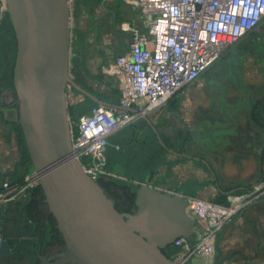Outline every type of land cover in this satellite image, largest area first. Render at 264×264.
<instances>
[{
    "label": "rangeland",
    "instance_id": "374dc122",
    "mask_svg": "<svg viewBox=\"0 0 264 264\" xmlns=\"http://www.w3.org/2000/svg\"><path fill=\"white\" fill-rule=\"evenodd\" d=\"M139 15L135 0H69L73 78L72 70L78 63L96 94L115 90L117 58L126 52L136 34L146 32L140 19L136 20ZM11 89L0 87V179L20 181L34 171V166L23 165L13 130L19 121L18 106L5 95ZM67 96L70 115L88 98L72 86L68 87ZM261 99H264V19L220 55L191 88L163 107L143 113L113 135L125 149L142 151L145 147L149 153L144 159L150 161L145 173L139 170L129 173L127 178L121 169L112 173L113 179L138 190L154 189L182 196L187 204L202 201L220 206L229 214L232 208L240 206L229 218L221 213L220 218L203 219L208 224L206 229L197 222L195 233L192 231L189 238H180L170 246L171 258L181 253L182 259L192 255L185 264H264V180L259 176L257 152L264 146V131L256 129L251 118L252 108ZM184 137H189L187 154L192 151V155L201 157V149L207 148L209 163L217 166L220 179L245 190L221 198L204 166L168 150L183 149L176 141ZM219 199L223 204L215 202ZM2 223L0 218V228ZM210 231L215 236L208 246H199L194 251L202 241V234ZM181 239H186V243H179Z\"/></svg>",
    "mask_w": 264,
    "mask_h": 264
},
{
    "label": "water",
    "instance_id": "95a60500",
    "mask_svg": "<svg viewBox=\"0 0 264 264\" xmlns=\"http://www.w3.org/2000/svg\"><path fill=\"white\" fill-rule=\"evenodd\" d=\"M17 37L14 88L19 123L51 216L67 252L43 264H179L165 250L189 238L196 221L182 196L139 190L138 215L121 214L73 156L69 86L98 105H113L71 75L69 0H5ZM16 253L4 241L0 255Z\"/></svg>",
    "mask_w": 264,
    "mask_h": 264
},
{
    "label": "built area",
    "instance_id": "2783aa9c",
    "mask_svg": "<svg viewBox=\"0 0 264 264\" xmlns=\"http://www.w3.org/2000/svg\"><path fill=\"white\" fill-rule=\"evenodd\" d=\"M135 5L142 11L148 32L136 34L128 50L117 58L116 89L122 96L121 105L138 107L137 112L99 105L78 119L71 116L73 156L94 179L114 177L107 160L112 135L193 86L220 55L264 19V0H135ZM6 10V1L0 0V23ZM37 185L39 176L34 171L20 181H0V205L27 201ZM235 208L229 214L220 206L193 201L187 204V213L206 229L203 219L220 218L221 213L229 218ZM202 235L194 251L208 246L215 236L211 231ZM4 241L0 232V248ZM191 256L182 259L180 253L174 259L185 264Z\"/></svg>",
    "mask_w": 264,
    "mask_h": 264
},
{
    "label": "trees",
    "instance_id": "16d2710c",
    "mask_svg": "<svg viewBox=\"0 0 264 264\" xmlns=\"http://www.w3.org/2000/svg\"><path fill=\"white\" fill-rule=\"evenodd\" d=\"M16 57L17 37L11 17L6 13L3 21L0 23V87L14 89L13 77ZM82 69V65L77 63L72 72L75 81L86 87L87 81ZM100 98L110 104L118 105L122 96L118 90H112L106 92ZM86 102L78 105L76 109H73L71 116L78 119L80 116L90 113L98 106V104L88 98ZM263 116L264 99H261L253 107V118L255 124L262 131H264ZM13 130L16 133L23 158V165H31L32 161L19 121L14 124ZM129 151V159H137L139 156H142L144 159L149 153L145 147H143L142 151L133 147L125 149V146L118 140L112 141L111 139L107 150L108 164L112 166L116 162L122 163L125 160V155ZM95 180L105 191L108 198L116 203V209L123 214V210L119 207V201L108 193V188L115 187L116 184L119 185V182L111 176H101ZM136 189L134 188V190ZM45 200L46 198L42 187L37 185L30 190L28 202H16L6 207L0 205V218L3 221L0 232L3 234L4 240L10 243L11 249L16 250V254L0 255V264H41L42 261L39 255L49 261H53L61 254L67 252L66 242L57 227L56 221L52 216V219L48 218L50 214L48 205L42 203ZM215 202L223 204V200L221 199L215 200ZM167 255L171 257L170 252Z\"/></svg>",
    "mask_w": 264,
    "mask_h": 264
},
{
    "label": "flooded vegetation",
    "instance_id": "af4514ba",
    "mask_svg": "<svg viewBox=\"0 0 264 264\" xmlns=\"http://www.w3.org/2000/svg\"><path fill=\"white\" fill-rule=\"evenodd\" d=\"M79 85L83 89H85L86 91L92 93L93 95L97 96L100 100L103 101V99L100 98L103 95L96 94V91L91 87V85L89 83H87L86 87L82 86L81 84H79ZM92 101L94 103H96L94 100H92ZM187 140H189V137H188V139H186L184 137V138H182V140H179V138H178V141H176L174 139L173 142L175 143V141H176L179 145L183 146V149H180V151H177L175 149H171V150L168 149V150L171 153H173V155H175V156H179V157L183 156V157H186L188 159H193V161H198L201 166H204V169H206L211 174L212 178L214 179V181L216 183V188L218 189V192H219L221 198L230 197V195H233L235 193H240L241 190H245V189H242V188L234 187L236 185L233 184V183L232 184H230V183L229 184H225L220 179L219 173H217L218 172L217 166H215L212 162L209 163V159L207 157V155H208V153H207L208 149L207 148H202L201 149L202 153L199 155L201 157H196V156L192 155V153H191L192 151L189 154H187L186 153V151H187L186 147H188V141ZM181 150H183V151H181ZM260 165H261V170L259 171V176L262 178V180H264V151L260 155ZM116 181L119 182L118 183L119 185L116 184L115 187L114 186L109 187L108 188V193L119 201L118 202L119 203V207L123 210V212H124L123 214L129 215V216L138 215L139 209H138V205H137V195H138L139 190L136 189V188H135L136 190H134V187L131 184H129V183H125V182H122V181H119V180H116ZM134 198H135V200H134ZM42 203L45 204L46 202H42ZM114 204L116 205L115 202H114ZM133 212H136V213H133ZM48 218L52 219L51 218V214L48 215ZM52 221L54 222V220H52ZM170 250H171V247L167 248L165 250V253L168 254L170 252ZM11 254H16V253H11ZM41 264H43V262Z\"/></svg>",
    "mask_w": 264,
    "mask_h": 264
},
{
    "label": "crops",
    "instance_id": "0c3cea01",
    "mask_svg": "<svg viewBox=\"0 0 264 264\" xmlns=\"http://www.w3.org/2000/svg\"><path fill=\"white\" fill-rule=\"evenodd\" d=\"M139 11H140V17H138L136 20L137 21H139V19H140V21L142 22V24L144 25V27H145V29H146V32L145 33H147L148 32V29H147V27H146V25H145V22H144V17H143V14H142V11L139 9ZM135 26H136V24H135ZM130 46V45H129ZM129 46H128V48H129ZM128 48H127V50H128ZM232 48V47H231ZM126 50V51H127ZM231 52H234V49H232V51ZM116 86L117 85H113V87L115 88V90H117L116 89ZM192 87V86H191ZM190 87V88H191ZM189 89V88H188ZM7 90H10V89H7ZM187 90V89H186ZM5 95H7L8 97H9V99L10 100H12V102H16V100H17V95H16V93H15V91H13V89H11V91H8V92H5ZM14 98H15V101H13L14 100ZM135 109H137L138 110V107H134ZM251 114H252V120H253V122L252 123H254L253 125H254V127L256 128V129H259V127L255 124V121H254V118H253V108H252V110H251ZM264 117V116H263ZM115 136V135H114ZM113 135H112V137L110 138V140L112 139V141L114 140L113 139V137H114ZM116 140V139H115ZM263 151H264V146L261 148V149H259L257 152H258V154H259V164H260V155L263 153ZM130 155V151H129V153H127L126 155H125V157H124V161H122V163H118V162H116V163H114L112 166H110L109 164H108V167H109V170L112 172V173H115V172H117L118 170H121V169H123L124 170V173H125V176L128 178V177H130L128 174L129 173H137L139 170H143V172L145 173V171H147V167H148V165L150 164V162L149 161H147L148 159H142V160H140V159H129V156ZM126 170V171H125ZM260 170H261V165H260ZM3 180H6V179H4V178H2V179H0V181H3ZM196 264H198V263H196Z\"/></svg>",
    "mask_w": 264,
    "mask_h": 264
},
{
    "label": "bare ground",
    "instance_id": "6f19581e",
    "mask_svg": "<svg viewBox=\"0 0 264 264\" xmlns=\"http://www.w3.org/2000/svg\"><path fill=\"white\" fill-rule=\"evenodd\" d=\"M239 208H235V211H237ZM199 257V256H198Z\"/></svg>",
    "mask_w": 264,
    "mask_h": 264
}]
</instances>
